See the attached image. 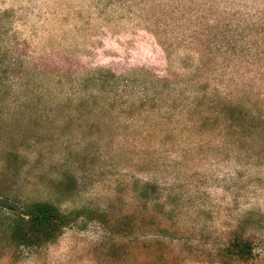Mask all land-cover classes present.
<instances>
[{
    "label": "rangeland",
    "instance_id": "rangeland-1",
    "mask_svg": "<svg viewBox=\"0 0 264 264\" xmlns=\"http://www.w3.org/2000/svg\"><path fill=\"white\" fill-rule=\"evenodd\" d=\"M0 264H264V0H0Z\"/></svg>",
    "mask_w": 264,
    "mask_h": 264
},
{
    "label": "trees",
    "instance_id": "trees-1",
    "mask_svg": "<svg viewBox=\"0 0 264 264\" xmlns=\"http://www.w3.org/2000/svg\"><path fill=\"white\" fill-rule=\"evenodd\" d=\"M81 216V211L64 213L49 202L25 203L6 218L9 241L18 248L41 247L55 241ZM225 253L230 258L248 259L253 255V246L248 239L236 236Z\"/></svg>",
    "mask_w": 264,
    "mask_h": 264
}]
</instances>
